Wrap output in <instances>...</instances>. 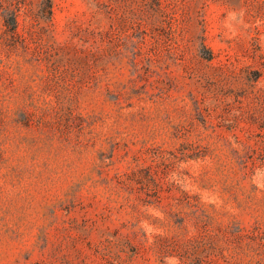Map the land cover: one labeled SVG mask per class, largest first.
Here are the masks:
<instances>
[{
    "label": "rangeland",
    "instance_id": "374dc122",
    "mask_svg": "<svg viewBox=\"0 0 264 264\" xmlns=\"http://www.w3.org/2000/svg\"><path fill=\"white\" fill-rule=\"evenodd\" d=\"M0 264H264V0H0Z\"/></svg>",
    "mask_w": 264,
    "mask_h": 264
},
{
    "label": "trees",
    "instance_id": "16d2710c",
    "mask_svg": "<svg viewBox=\"0 0 264 264\" xmlns=\"http://www.w3.org/2000/svg\"><path fill=\"white\" fill-rule=\"evenodd\" d=\"M14 26V25H13Z\"/></svg>",
    "mask_w": 264,
    "mask_h": 264
}]
</instances>
